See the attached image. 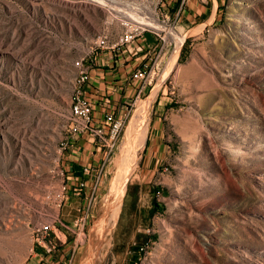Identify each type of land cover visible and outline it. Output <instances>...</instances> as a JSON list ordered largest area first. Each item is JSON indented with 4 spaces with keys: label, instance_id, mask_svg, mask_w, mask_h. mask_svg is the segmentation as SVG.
Wrapping results in <instances>:
<instances>
[{
    "label": "rangeland",
    "instance_id": "1",
    "mask_svg": "<svg viewBox=\"0 0 264 264\" xmlns=\"http://www.w3.org/2000/svg\"><path fill=\"white\" fill-rule=\"evenodd\" d=\"M86 1L0 0V264H38L35 230L55 218L72 264H264V0L191 4L80 229L59 214L73 61L120 30Z\"/></svg>",
    "mask_w": 264,
    "mask_h": 264
},
{
    "label": "built area",
    "instance_id": "2",
    "mask_svg": "<svg viewBox=\"0 0 264 264\" xmlns=\"http://www.w3.org/2000/svg\"><path fill=\"white\" fill-rule=\"evenodd\" d=\"M192 1L194 0H121L115 3L116 5L105 2L103 6L117 20L119 32L115 33L111 24L100 30L93 42L91 51L73 61L75 78L68 123L64 128L59 150L61 153L66 152L78 137L88 135L93 137L104 151V158L100 166L83 167V174L93 179V185L86 196L87 204L79 209L76 219L80 229L87 222L88 205L95 200L107 162L115 153L118 142L123 135L130 111L128 106L134 105L140 98L145 86L152 83L159 68L160 54L164 46L174 41L173 34H175L176 23L180 22L188 12ZM199 1L204 6L208 5V0ZM90 2L89 0L86 1V3ZM168 7L172 10H169ZM147 35L152 38L150 43H147L145 38ZM98 50L106 53L114 62L124 60L127 64L126 55L131 60L138 57L130 75V79L138 82L139 85L132 99L134 103H124L118 106L116 103H112L108 96H101L97 102L91 99L89 95L90 77L94 67L99 63ZM118 108H120L121 114L117 113ZM60 175L63 185L62 194L64 195L61 201H63L72 191L70 182L73 179L63 170ZM85 186V183L81 182L74 186L73 192L81 194ZM55 219L56 221L52 224L57 223L58 225L59 220ZM52 224L35 230L38 238L36 246L32 250L42 249L46 255L54 254L58 250L56 239L60 240L61 238L55 232Z\"/></svg>",
    "mask_w": 264,
    "mask_h": 264
},
{
    "label": "crops",
    "instance_id": "3",
    "mask_svg": "<svg viewBox=\"0 0 264 264\" xmlns=\"http://www.w3.org/2000/svg\"><path fill=\"white\" fill-rule=\"evenodd\" d=\"M192 2L191 4L196 2L198 6L206 7L202 5L199 0H194ZM191 4L189 7L190 13L192 12ZM145 38L147 43L152 41L150 36H146ZM106 56L107 59H104L103 53L99 55L98 68H95L91 73L89 95L91 99L96 102L101 96H108L109 100L112 103H116L118 106L124 103L127 104L134 98L139 86L138 82L130 79V75L133 72V67L136 65L138 57H134V59L132 57L133 60H131V58L126 55V61H128L126 64L124 60L114 62L107 54ZM104 66L106 68H104ZM117 113L121 114L120 108L117 109ZM158 131H160V129ZM103 158V149L99 147L93 137L88 135L78 137L64 155L62 170L73 179L70 182V189L72 191H70L69 195L64 199L63 209L59 213L66 223L73 222L74 218L79 214V209L87 204L86 196L93 185V179L83 174V167H98L103 161ZM81 182H84L86 185L82 193L78 194L73 192L74 186ZM84 194H86V196H83ZM68 226L70 225L68 224ZM72 250L74 251L70 253ZM39 251H41L39 254H34L32 257V259H35V263L41 264L44 261L43 264H58V261L63 260L62 254H65L68 259L63 260L64 264H72L76 248L72 246V244L64 243L60 249V254L57 255H46L43 250L39 249Z\"/></svg>",
    "mask_w": 264,
    "mask_h": 264
},
{
    "label": "bare ground",
    "instance_id": "4",
    "mask_svg": "<svg viewBox=\"0 0 264 264\" xmlns=\"http://www.w3.org/2000/svg\"><path fill=\"white\" fill-rule=\"evenodd\" d=\"M96 1H98L100 4H104L105 3V1L104 0H96ZM176 37V39H177V35L175 36ZM182 40V39H181ZM181 40H179L178 41V49L176 48V53H177V50H178V52H179V48H181V46H182V41ZM176 55V54H175ZM177 59L174 57V60H173V62L172 63H177V61H176ZM173 64V65H174ZM174 67V66H173ZM151 100H147L146 102H143L142 104H140V109H139V112H138V114L140 115V117L139 118H141V124H143L142 122L144 121V120H146L147 118H148V115H149V109H150V105H151ZM139 115H137V118H138V116ZM135 120V119H134ZM145 122V121H144ZM146 125H147V123H145ZM144 124V125H145ZM142 127V126H141ZM140 128V127H139ZM145 130V129H144ZM144 130H142V131H144ZM146 131V130H145ZM142 133V132H141ZM142 135V134H141ZM140 144V143H139ZM133 147V146H132ZM135 155H136V153H135ZM134 158V157H133ZM134 162V161H133ZM130 163H131V161H130ZM131 165V164H130ZM131 167V166H130ZM132 170V169H131ZM127 173H126V177H125V181H124V183H122L121 185H118V186H116V190H117V192H118V195H117V202H118V198L121 196V194L124 192V189H125V185H126V181H127ZM120 199V198H119ZM120 202H121V200H120ZM114 211H115V209H114Z\"/></svg>",
    "mask_w": 264,
    "mask_h": 264
}]
</instances>
